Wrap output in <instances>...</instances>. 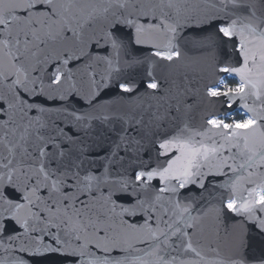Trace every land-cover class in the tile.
Returning a JSON list of instances; mask_svg holds the SVG:
<instances>
[{"label": "snow or ice", "instance_id": "1", "mask_svg": "<svg viewBox=\"0 0 264 264\" xmlns=\"http://www.w3.org/2000/svg\"><path fill=\"white\" fill-rule=\"evenodd\" d=\"M181 42L224 53L216 71L239 82L205 95L240 101L244 118L177 124L178 92L145 120L152 106L137 101L168 83ZM113 85L120 95L101 103ZM218 176V205L182 195ZM249 222L264 236V0H0V264H264L246 255Z\"/></svg>", "mask_w": 264, "mask_h": 264}, {"label": "water", "instance_id": "2", "mask_svg": "<svg viewBox=\"0 0 264 264\" xmlns=\"http://www.w3.org/2000/svg\"><path fill=\"white\" fill-rule=\"evenodd\" d=\"M184 3L191 8L192 6L199 5L203 8L205 0H184ZM214 33V28L207 29L205 32L201 33V37L210 36ZM181 35H193V33H187V30L181 33ZM181 48L185 52V57L183 60L178 61L167 71L166 76L168 83L164 84L163 88L155 97L151 95L144 96V98L137 103H140L147 108L145 112V120L148 116L159 108L161 113L167 108L168 103H175L173 97L177 93H181V99L183 104L181 105L180 113H174L177 115L176 123L179 124L182 120H190L193 127H202L204 123V118L207 114L219 111L223 113L224 111H240L244 113L240 107V101L233 104L231 110L224 109L219 103L210 100L205 95L206 86L211 85L218 78H223L224 75L216 71L217 61L223 56V52L219 50L212 49L211 47H206L203 51H189L184 48L181 42ZM224 52H231V46L224 50ZM143 55H149L150 49L145 47L142 51ZM78 81V87L83 91H87L86 77H76ZM238 80V77L236 78ZM143 91V89H141ZM120 95L119 90L113 85L108 89H105L99 98L100 102L108 101L110 99H115ZM127 100V98H126ZM251 101H249L250 103ZM78 107H82L84 111H87V106L84 101H81ZM144 108L138 110L143 111ZM113 111L122 112L125 111L124 102L117 101L113 106ZM99 114V113H97ZM95 131V129H94ZM113 139L115 137L113 136ZM227 179L226 176H218L215 179L209 177L205 181L206 189H199L197 185L189 186L185 190H181L184 197H194L192 201L194 208L197 210L203 209L208 210L213 206L218 205L216 196L221 194L223 190L218 187H213V185H219ZM157 184V181H153ZM167 195V194H166ZM193 214H196L195 212ZM243 221V217H237L235 214H228V222L231 224H239ZM245 229L248 231L250 236L249 247L246 250V255L251 259L252 257H260L264 255V236L259 233V230L252 226L249 222L244 225ZM196 237H193L194 242ZM51 242L50 237H45V243ZM195 246V245H194ZM4 255L3 249H0V257ZM24 259L29 260V264H77L76 261L67 259L63 260L59 256L54 254H44L43 256H31L29 254H24Z\"/></svg>", "mask_w": 264, "mask_h": 264}, {"label": "rangeland", "instance_id": "3", "mask_svg": "<svg viewBox=\"0 0 264 264\" xmlns=\"http://www.w3.org/2000/svg\"><path fill=\"white\" fill-rule=\"evenodd\" d=\"M230 77H228V76H224L223 77V79L225 80V82L226 83H228L229 84V82H228V79H229ZM236 79V78H235ZM237 80V79H236ZM238 81V80H237ZM239 82V81H238ZM229 86H231V85H229ZM233 86H235V85H233ZM236 113H241V114H243V115H236ZM231 115H232V117L233 118H235V119H242V118H244V116H245V113H242V112H240V111H235V112H231Z\"/></svg>", "mask_w": 264, "mask_h": 264}, {"label": "trees", "instance_id": "4", "mask_svg": "<svg viewBox=\"0 0 264 264\" xmlns=\"http://www.w3.org/2000/svg\"><path fill=\"white\" fill-rule=\"evenodd\" d=\"M228 82H229V85H231V86H233V85H235L236 83H238V81L235 79V78H232V77H230L229 79H228ZM236 115H243V114H241V113H236Z\"/></svg>", "mask_w": 264, "mask_h": 264}]
</instances>
